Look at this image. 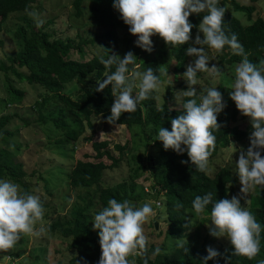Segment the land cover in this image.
I'll return each mask as SVG.
<instances>
[{"label":"trees","instance_id":"trees-1","mask_svg":"<svg viewBox=\"0 0 264 264\" xmlns=\"http://www.w3.org/2000/svg\"><path fill=\"white\" fill-rule=\"evenodd\" d=\"M37 1L0 0V35L11 15L30 11ZM256 1L253 0V2ZM83 3V0L74 2L78 17L82 16ZM90 5L89 17L104 31L98 38L99 43H95V38L90 41L80 37V43L77 45L71 40L57 39L45 31V27L37 26L32 19L23 16L21 18L23 24L16 32V38L21 47L20 51L13 57H9L10 65L0 64L1 73H12L18 76L20 81L44 89L42 100L36 102L38 106L40 105L36 110L38 113L36 122L41 126L50 125L57 132L63 131L64 138L58 140L57 144L64 148L71 145V142H77L87 129L89 133L95 134L96 119L99 117L105 119L110 115V106L114 99L111 95V86L109 85L100 92L95 91L97 80L104 79L106 71L99 60L101 57L107 58L109 53L116 54L115 49L120 44L117 31L128 29V26L119 19V13L114 10L113 0H90ZM218 5L226 9L222 22V28L226 34L234 33L236 35L252 63L257 64L260 60H264V19L256 17L252 21L255 8L242 6L236 0H218ZM228 7H231L234 12L246 14L252 23L243 26L238 18L227 11ZM201 18L202 14H190L189 21L193 25H198ZM196 34L197 30L194 27L192 37L194 38ZM124 42L122 41V43ZM189 42L174 48L164 43L163 51L169 54L172 59H184L187 57L185 50L190 46ZM88 43L96 45L99 54L89 61L73 59L72 55L77 52L83 60L85 45ZM206 51L210 58L218 55L219 62L213 63L217 66L227 64L229 67H233L241 59L240 56L234 55L227 46L219 52L208 49ZM140 52V56L138 54L135 56L139 68L142 71L148 67L153 68L162 83L165 67L156 56L152 57L150 52L142 49ZM160 55L161 53H159ZM74 82L79 86L75 98L69 93L70 86ZM186 88L185 86L183 89L186 90ZM9 90L10 100L6 102L7 105L11 102L21 103L24 99L23 92L16 89L12 83L9 84ZM173 91L172 86L168 87L167 94L160 105L156 99V92L151 93L147 99L140 102L135 112L122 114L116 122V126L120 124L128 129H132L133 126L141 127L140 133H143L145 137L143 152H132L127 144L115 145L114 151L119 154V157L115 158L110 151L109 142L94 143L93 149L96 153L94 160H88L89 157L85 156L86 160H79L75 164H71L69 161L63 163L60 159L58 162L61 164H57L58 166L49 168L51 167L49 164H41L39 170L30 174L24 169V165L16 162L14 158L18 152L22 151L21 145L17 146L15 151L8 147L0 148V179L14 182L23 192L37 195L42 203L43 213L46 212V216L42 217L47 220L44 224L46 231L39 236L45 242L43 241L44 244L39 246L38 250L46 251L50 243H62L68 246L70 252L74 253L67 264H76L77 261L83 264L84 260L87 261V264H97L100 247L97 232L92 230L90 211L93 209L94 201L91 202L90 191L96 188L99 208L106 206L107 201L112 198L117 201L128 199L133 204H138L144 200L142 197L147 193L137 183L145 176V172H149V177L155 181L152 184V190L158 192L159 188L158 193L164 192L166 235L169 238H183L192 228V222L187 228L185 225L190 219L191 201L195 196H202L207 192H212L213 198L217 200L230 199L234 196L238 178L233 176L231 170L220 168L211 177L208 175L207 164L206 172H196L190 162L181 163L182 160H188L186 153L177 154L171 149L165 151L162 143L155 141L158 128L162 126L171 130L170 119L176 118L183 111L181 103L180 105L174 104ZM222 97L226 106L217 116L220 128L213 132L216 139L208 162L217 156L219 150L228 148L233 141H247L249 136L246 131H241L237 126L231 125V123L237 122L239 113L236 108L231 107L229 97L225 95ZM51 101H55L52 105L55 108L49 111L48 104ZM10 123V116L0 118V140L3 135L11 138L15 136L6 130ZM25 124L29 125V122ZM105 160L111 161V164L107 165ZM123 162L126 163L128 169L127 176H124L118 184L101 189L100 186L104 183L107 174L114 171L121 173L120 165ZM52 163L54 164V161ZM64 172H67L68 175L62 177ZM59 184L60 187L65 186V190L70 188L72 191L86 192L87 195L81 200L87 206H76L69 214L60 215V209L63 208L53 200L54 195L58 192L56 187ZM254 189V192L249 196L248 206L261 225L258 253L251 259L246 256H234L230 245L228 251L221 252L209 264H257L258 261L264 259V186H256ZM64 197L66 198V195ZM178 204L182 207H177ZM209 210L210 206L201 215L209 217ZM152 228L155 230L156 226L153 225ZM45 244L46 247H44ZM155 247L147 242L143 258L129 256L128 259L134 261V264H142V260L148 258ZM186 247L188 248L187 252L184 251ZM206 255L204 245L183 244V247L177 248L163 260H159L158 255L148 259V264H200L201 259ZM59 264L64 263L60 261Z\"/></svg>","mask_w":264,"mask_h":264},{"label":"clouds","instance_id":"clouds-1","mask_svg":"<svg viewBox=\"0 0 264 264\" xmlns=\"http://www.w3.org/2000/svg\"><path fill=\"white\" fill-rule=\"evenodd\" d=\"M113 8L128 26V32L136 37L134 45L143 51H152L150 37L154 35L173 48L191 41L185 52L193 60L182 73L187 89L174 93V100L182 104L183 111L170 119L171 130L162 126L158 128L155 141H160L165 151L171 149L177 154L186 153L188 160L181 163L190 162L196 172L207 170L208 157L216 139L213 132L220 128L217 116L226 106L215 86L222 70L216 64L209 66L210 57L206 49L219 52L227 46L234 55L241 57L228 85V95L251 124L249 145L246 149H239L233 168L241 185L240 193L245 195L217 200L212 192H207L195 196L191 208L193 215L199 217L210 206V224L206 223L209 235L226 238L232 246V255L253 258L259 251L261 225L250 207L242 206L240 200L244 199V204L248 205L246 194L256 186H264V60L257 64L250 62L236 35L226 34L222 28L226 9L218 5V0H113ZM190 14H202L198 25L189 21ZM194 27L197 34L193 39ZM135 58L128 51L122 58L109 53L107 58L99 60L106 71L104 79L97 80L95 91H103L110 85L114 98L110 115L105 118L109 124L116 125L122 114L135 112L140 102L160 87L159 75L153 68L139 71ZM198 73H207L212 86L197 91L193 86L199 83ZM153 215L152 202L136 205L128 199L117 201L114 198L94 212L92 230L97 232L100 247L97 264H134L129 256L143 258L147 244L143 225ZM42 216L43 207L37 195L23 192L16 183L0 179V250L11 249L23 235L39 237L44 233V225L36 226ZM191 219H188L186 228ZM179 246L183 247V244ZM184 251L187 252L188 248ZM160 252L161 249L155 247L142 264H148V259ZM206 253L200 264H208L209 260L220 255L212 247H207ZM83 264L87 261L84 260ZM257 264H264V259Z\"/></svg>","mask_w":264,"mask_h":264},{"label":"rangeland","instance_id":"rangeland-1","mask_svg":"<svg viewBox=\"0 0 264 264\" xmlns=\"http://www.w3.org/2000/svg\"><path fill=\"white\" fill-rule=\"evenodd\" d=\"M83 1L82 16L80 17L76 15L74 8L75 0H38L30 11L11 15L3 27L4 31L0 35V64L4 63L10 65L9 57H13L20 51L21 47L16 38V32L23 24L21 19L23 16L32 19L37 26L45 27V31L49 32L57 39L71 40L77 45L80 43V37L84 40L90 41L95 38V43H99L100 40L98 38L104 33L103 28L98 26L89 17L91 8L90 0ZM236 1L242 6H253L255 8L252 21L256 17L264 19V0H257L256 2H253V0ZM230 8L231 7H228L227 11L231 12L232 15L238 18L243 26L252 23L246 14L234 12L232 11V8ZM117 34L120 44L115 49L116 55H119L122 58L126 52L131 51L134 56L137 54L140 56V48L134 45L136 37L130 34L128 29H121L120 31H117ZM150 39L153 41V49L150 52V55L152 57L156 56L165 67L163 72L164 80L160 83V87L155 91L157 94L156 99L158 105H160L167 94L168 87L172 86L174 89L172 92L173 98L175 92L184 90L183 88L185 86L187 87L186 82L182 78V73L185 71L186 65L193 60V57L187 56L181 60L172 59L169 54L164 53L163 51L164 41L162 38L158 35H154L150 37ZM122 41L125 42L122 43ZM189 44H191V41ZM84 51L85 57L83 60L77 52L72 55V58L78 61H89L95 55L99 54L97 46L91 43L85 45ZM159 53H161L160 56ZM217 56L218 55H214L213 58H210L209 66L214 62H219ZM137 64L139 63L137 62ZM235 66L229 67L227 64L218 66L222 70V75L217 78L215 86L222 95L227 97H229L228 93L230 91L228 85L233 78ZM138 70L142 71L140 68ZM198 75L199 77L197 79L199 83L196 86H193L197 91L201 88L212 86L211 77L207 73H198ZM10 83H12L16 89L23 92L24 99L21 103L11 102L7 105L8 103L6 102L10 100ZM70 88L69 93L75 98L78 94L77 91L79 90V86L74 82ZM43 93L44 89L41 87L32 86L24 81H20L18 76L12 73L4 74L0 72V118L2 116L11 117V123L6 130L12 133L13 136L15 135L12 138L3 135L0 140V148L4 149L5 147H8L12 151H15L16 147L21 145L22 151L18 152L14 158L16 162L24 165V169L28 173H35L36 170H39L41 164H49L51 166L49 168H54L57 164H61L58 162L60 159L63 163L69 161L71 164H75L79 160H86L85 156L89 157L88 160H94L96 154L93 149L94 143L109 142L110 151L115 158L119 157L118 152L114 151L115 145L123 146L127 144L132 152L144 151L145 143L143 141L145 140V137L143 133H140V126H133L132 129H128L125 126L117 128L116 125L108 124L103 117H99L95 121V134L89 133V130L87 129L86 133L82 135L77 142H71V145H66L67 147L65 148L57 144L58 140L64 138V135H62L63 131L57 132L50 125L41 126L36 122L38 116L36 110L40 107L36 102L42 100ZM229 101L231 107L236 108L234 102L231 99ZM54 103L55 101H51L48 104L50 106L49 111L55 108L52 106ZM174 104L180 105V103H176L175 101ZM238 113L237 122L231 123V125L237 126L241 131L250 133L251 124L249 118L241 115L239 111ZM26 122H29V125H26ZM248 145L249 140L243 142L233 141L228 148L219 150L217 156L207 163L208 175L213 177L220 168H226L232 171L233 176H236L233 168L235 166V161L239 156V149H246ZM262 155H264V152H262ZM65 157L66 159H63ZM53 161L54 164L52 163ZM105 162L107 165L111 164V161L105 160ZM120 167V174L117 171H114L111 172V174L106 175L104 183L100 186L101 189L106 188L109 185L118 184L124 176H127L128 169L126 163L123 162ZM123 172L126 173L124 174ZM67 175L68 173L64 172L62 177ZM149 175V172H145V176L137 181L139 186L143 187L144 191L147 192H145L147 195H143L142 198L144 200L136 205H141L144 202H152L154 215L147 218L143 225V229L144 234H146L148 238L147 242L149 245H155L161 249V252L158 254L159 260H163L165 256L170 255L179 248V245L181 244L195 243L198 246L204 245L205 248L212 247L219 253L229 250L230 243L226 238H215L209 235V229L206 226V223L210 224L209 217L204 215L196 217L193 215V212H190L192 228L186 236L178 239L169 238L166 235V210L163 207L164 192L158 193L159 188L157 189L158 192L152 190V184L155 181L150 178ZM146 177H149V179H146ZM240 188L241 185L238 180L235 187L236 191L234 193V196H237L238 198H240L241 195H245L240 193ZM56 190H58V192L54 195L53 200L63 208L60 209V215L69 214L73 207L87 206V204L81 200V198H84L87 195L86 192H76L72 191L70 188L65 190V186L60 187V184L57 185ZM254 190L255 189L253 188L246 194L248 205L249 196ZM95 192L96 188L90 191L92 195L91 202L94 201L93 209L90 211L91 216L94 212L100 209L98 207V196ZM64 195H66V198ZM240 202L242 206H248L244 204V199H241ZM44 216H46V212L43 213L42 217ZM46 221L47 220H44L43 218L36 226L38 227L41 224L44 225ZM153 225L156 226L155 230L152 228ZM43 241L45 242V240H42V237H33L30 235L21 236L14 247L7 250H0V264H59L60 261L67 264L68 260L74 255V253L68 250V246L62 243H50L47 246L46 251H42L41 249L38 250V247L44 244ZM44 247H46V244ZM210 261L211 260H209L208 264Z\"/></svg>","mask_w":264,"mask_h":264}]
</instances>
